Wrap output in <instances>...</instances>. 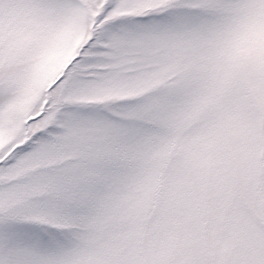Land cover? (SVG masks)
Wrapping results in <instances>:
<instances>
[{"label": "snow or ice", "instance_id": "6c2138e0", "mask_svg": "<svg viewBox=\"0 0 264 264\" xmlns=\"http://www.w3.org/2000/svg\"><path fill=\"white\" fill-rule=\"evenodd\" d=\"M0 264H264V0H0Z\"/></svg>", "mask_w": 264, "mask_h": 264}]
</instances>
